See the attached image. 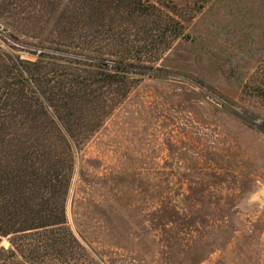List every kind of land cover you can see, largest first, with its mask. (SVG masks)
I'll use <instances>...</instances> for the list:
<instances>
[{
	"label": "rangeland",
	"instance_id": "obj_1",
	"mask_svg": "<svg viewBox=\"0 0 264 264\" xmlns=\"http://www.w3.org/2000/svg\"><path fill=\"white\" fill-rule=\"evenodd\" d=\"M140 1L165 32L143 34L149 20H132L122 7L96 10L116 18L120 38L148 40L132 53L147 68L130 71L119 98L124 88L116 85L70 83L78 65L114 71L107 54L115 51L83 45V29L95 23L84 20L92 10L81 0H57L55 10L0 0L1 81L15 79L10 64L49 57L64 71L49 73L50 108L64 120L67 112L86 116L92 130L80 146L71 141L67 184L61 154L52 163H16L14 148L30 147L18 124H38L0 116L1 227L19 225L14 195L28 199L29 225L64 222L1 236L0 247L38 244L43 264H264V0ZM103 57L108 67L97 65ZM84 119L68 126L82 128Z\"/></svg>",
	"mask_w": 264,
	"mask_h": 264
},
{
	"label": "trees",
	"instance_id": "obj_2",
	"mask_svg": "<svg viewBox=\"0 0 264 264\" xmlns=\"http://www.w3.org/2000/svg\"><path fill=\"white\" fill-rule=\"evenodd\" d=\"M27 1L28 0H26V2ZM56 1L57 0H29V4L32 9L53 8V10H55L57 8V5L59 4L58 3L56 5ZM81 1L83 6L86 5L92 10L90 16H84V20L91 21L92 19H94L92 23H95L91 24V26H93L92 29L90 28V25H86L85 29H83V32L86 33L85 35L80 36L83 45L88 48H96L95 46H102L104 50L106 48H110L109 52L114 53L115 51L116 54H107L108 57L112 56L111 58H114V61H112L113 63L108 64L112 66L114 71L108 70L104 73V71L89 70L86 69V67L78 65L75 66L76 70L72 71L74 73V76H71V73L67 72L66 75L68 77L71 76L70 83L73 87L80 84H87L85 85L86 87L92 88L93 86L100 84V82L102 86L112 87L116 85L117 88L122 87L124 88L123 93L116 96L119 98H124L128 90L127 81L129 79L131 80V77L129 76L130 71L140 68H147L142 58H136V56L138 55L133 56L132 53L137 52L139 49H146L148 40H144V38L141 39V37H139L138 35H136L137 38L134 37L132 41H129V38H120L122 34H119L118 31H115L116 26L119 29L121 28L120 23L114 25L111 22L115 21L116 18L114 19V16L112 15L107 16V14H105L104 12H100V14H98L96 13V10H102L104 8L108 10L107 12H109V10H111L110 8L112 7L116 8L115 10L117 11L124 8L123 13L132 20L133 18H135L133 16L134 13L143 16L144 18L149 20L150 24L149 26V24L145 22L147 24V29H142L143 34H145V32L147 34H149V32H165V30H167L166 25H163L161 20L153 21V19L151 18L152 15L149 14L147 9L143 8L140 0ZM2 5L3 3H0V10H2ZM32 14H29L28 16H33ZM0 15H2V12H0ZM117 19L122 22L125 18L124 16L117 15ZM156 50L157 48H153L149 51L148 54H153L155 52L154 56H156ZM96 60L97 65L108 67L105 66L107 65L105 62V57H103V59ZM131 60L132 63L130 62ZM134 61L136 63H133ZM58 68L59 65L55 66L54 63H51V59L49 57H46V59L44 57H39L38 61L35 63L17 61L13 65L10 64L8 66V69L10 71L13 70V77L15 79L13 80V82L6 81L7 76H4L5 81H1L0 79V116H12L14 120L20 122L22 121V118H25L26 120L24 121H33L35 124H38L37 126H24L22 128H20L21 124H18V128L15 131L18 133H24L25 140L27 139V142L25 143L30 145V147L27 151H22L20 148H14L12 153L16 159L17 164H21L23 161L33 162L38 159L46 162L49 161L52 163L57 160L58 156L61 154L64 156L65 160H67L68 175L66 178V182L67 184H69V177L72 173L74 162V151L71 141H74L73 143L76 145V147L80 146V144L84 143V141H87L92 130L90 128H87L86 126V116L82 114L77 115V113L67 112L66 114H64V120L63 117H60V115L58 116V111L50 108V103L52 102L51 100H53L51 98L53 96L51 95H53V93L47 95V93L45 92H47V88L51 86V84L56 82L54 81V77H52L51 81L49 73H51L52 76H55L53 73L54 70H57L59 72V75L61 73H64V71H60V69ZM101 76L103 77L102 80H100ZM83 80H85V82L81 83L80 81ZM59 82L61 81H58V84ZM38 89L40 90V92L37 94L35 90ZM40 95H42L44 103L38 100L40 99ZM69 96L74 103L77 96L74 97L72 93L68 95V98ZM94 99L96 98L91 97V99L87 101H90V103H97ZM7 103L14 106L23 104L24 110L10 109V111H8L9 109H5V107H2L6 106ZM32 107L38 109H32ZM12 110L14 111V115H12ZM1 112L4 115H1ZM83 117H85V121L82 128L71 129L68 126L70 119L75 122L79 121V119ZM48 145H54L53 149L49 150L50 148H47ZM2 148L3 147H1L0 150L3 153ZM6 155H8L7 151L4 153V156ZM8 157L9 156H6L5 160ZM20 199H22L23 205H21V202L18 203ZM11 201L14 205L16 204L12 211L11 217L13 218V220H15V222L18 221L19 225L13 226V231H4L0 224V237L17 233L29 234L27 232L35 231L40 228H53L63 226L64 222L53 225H46L43 227H41V225H36L37 227L32 224L29 225L27 222H25V218L32 214V211L28 207V199L23 198V196L20 197L19 195H14ZM60 208L62 217L64 215L62 210L63 206H61ZM68 237L71 241L74 242L79 250L84 251L81 245H79L77 241L74 240L70 233H68ZM21 243L22 245H11V249L8 251L0 247V264H43L40 259V246L38 244H32L30 242L28 243V241H21ZM25 253L27 255H25Z\"/></svg>",
	"mask_w": 264,
	"mask_h": 264
},
{
	"label": "bare ground",
	"instance_id": "obj_3",
	"mask_svg": "<svg viewBox=\"0 0 264 264\" xmlns=\"http://www.w3.org/2000/svg\"><path fill=\"white\" fill-rule=\"evenodd\" d=\"M259 194H260L261 197H264V192L263 191H261Z\"/></svg>",
	"mask_w": 264,
	"mask_h": 264
}]
</instances>
